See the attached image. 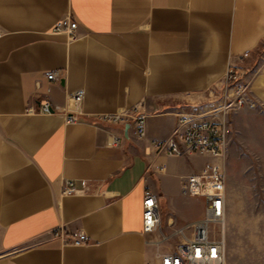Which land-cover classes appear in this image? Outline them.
Returning <instances> with one entry per match:
<instances>
[{
  "label": "crops",
  "instance_id": "crops-1",
  "mask_svg": "<svg viewBox=\"0 0 264 264\" xmlns=\"http://www.w3.org/2000/svg\"><path fill=\"white\" fill-rule=\"evenodd\" d=\"M66 18L78 39L53 31ZM263 52L264 0H0V264H160L157 235L143 231L145 190L160 197L166 234L202 213L180 203L193 166L152 141L181 113L210 118L231 64L255 103L237 111L264 112ZM135 108L143 138L99 120ZM65 179L87 188L65 194Z\"/></svg>",
  "mask_w": 264,
  "mask_h": 264
},
{
  "label": "built area",
  "instance_id": "built-area-1",
  "mask_svg": "<svg viewBox=\"0 0 264 264\" xmlns=\"http://www.w3.org/2000/svg\"><path fill=\"white\" fill-rule=\"evenodd\" d=\"M77 30L78 22L71 18L59 20L53 29L56 33H66L70 40L80 37ZM249 56V53H245L242 58ZM45 75L49 80L58 79L56 72H47ZM245 75L244 69L231 64L224 76L222 87L212 88L209 93L213 97V103L217 104L211 110L210 115L213 117L181 113L167 139L152 141L158 152L177 157L190 155L207 160L197 172L186 176L183 182V191L186 194L202 197L203 212L195 221L174 230V236L179 237V241L171 251L161 254L160 264H227L228 131L224 120L220 117L223 118L230 111L255 107L248 93ZM82 96L83 90H79L71 94L70 98L76 103ZM40 110L44 113L54 111L47 101L42 103ZM137 111L138 109L135 108L120 113L105 114L100 116L99 120L108 125L123 123L133 125L135 134L143 138L146 135V115ZM67 120L75 122L78 118L70 113ZM112 141L117 142L118 138L113 137ZM86 188L87 182L84 180L79 182L64 180L65 194L81 192ZM143 231L160 237L155 244L168 242L173 236L162 231L160 197L150 189L144 192ZM56 235L74 245H83L87 242L84 233L69 236L62 228L56 230Z\"/></svg>",
  "mask_w": 264,
  "mask_h": 264
},
{
  "label": "rangeland",
  "instance_id": "rangeland-1",
  "mask_svg": "<svg viewBox=\"0 0 264 264\" xmlns=\"http://www.w3.org/2000/svg\"><path fill=\"white\" fill-rule=\"evenodd\" d=\"M220 119L228 131L227 264H264V112L258 108L249 113L236 110ZM183 157L196 172L207 161L196 156ZM180 203L189 218L198 216L204 209L199 196L185 193ZM178 241L179 237L172 236L168 242L155 244V248L167 252Z\"/></svg>",
  "mask_w": 264,
  "mask_h": 264
}]
</instances>
